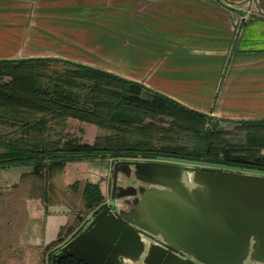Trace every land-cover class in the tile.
<instances>
[{"label": "crops", "instance_id": "1", "mask_svg": "<svg viewBox=\"0 0 264 264\" xmlns=\"http://www.w3.org/2000/svg\"><path fill=\"white\" fill-rule=\"evenodd\" d=\"M244 13L232 42V23ZM32 58L114 74L219 122L264 120V0H0V60ZM115 162L124 164L113 183ZM133 163L142 162H69L42 177L30 166L0 168V264H47V254L87 223L86 183L120 196L113 213L127 216L138 203L148 216L145 201L156 212L164 187L137 180ZM152 236L139 235L136 259L120 249L119 264H145L149 250L161 247L160 235ZM154 254L147 264H160L161 252Z\"/></svg>", "mask_w": 264, "mask_h": 264}, {"label": "trees", "instance_id": "2", "mask_svg": "<svg viewBox=\"0 0 264 264\" xmlns=\"http://www.w3.org/2000/svg\"><path fill=\"white\" fill-rule=\"evenodd\" d=\"M67 119L108 134L92 143L66 134L0 141V168L30 166L32 175L42 177L69 162L141 159L264 175V120L240 122L245 137L234 145L216 129L218 120L114 74L53 58L0 60V123L46 136L50 126L63 129ZM176 136L189 143L171 142ZM102 202L98 185L86 183L82 208L91 212ZM61 241L59 235L54 245ZM54 264L81 263L63 257Z\"/></svg>", "mask_w": 264, "mask_h": 264}, {"label": "water", "instance_id": "3", "mask_svg": "<svg viewBox=\"0 0 264 264\" xmlns=\"http://www.w3.org/2000/svg\"><path fill=\"white\" fill-rule=\"evenodd\" d=\"M178 163L184 162L133 163L137 180L164 187L158 191L160 208L153 212L152 202L145 201L148 216L138 203L124 216L100 206L83 228L47 254V264L63 257L81 264H119L120 249L136 259L142 252L139 235L153 239L156 233L161 247L149 250L145 264L156 250L162 254L156 258L160 264H195L174 253H185L199 264H264V175L216 167L190 169ZM119 164L124 163L113 164V183ZM186 172L191 175L182 181ZM119 197L112 194L111 201Z\"/></svg>", "mask_w": 264, "mask_h": 264}, {"label": "rangeland", "instance_id": "4", "mask_svg": "<svg viewBox=\"0 0 264 264\" xmlns=\"http://www.w3.org/2000/svg\"><path fill=\"white\" fill-rule=\"evenodd\" d=\"M209 124L205 123L203 128L204 129L208 128ZM238 126H239L238 122H219L218 121L216 129L222 133L223 138L226 139L229 143L234 144V145L242 144L244 137H245V134H244L245 132ZM46 133H47L46 136H44V134H36L35 132H32V131L23 134L16 127L11 128L7 126V124L0 123V141L16 140L17 138H21L28 142H40V141H46V140H54L56 138L54 136L58 134H66L70 137L79 139L82 142L92 143L96 138L106 136L108 134V132L104 130L98 129L89 124L79 123L77 121L65 122L63 129L59 127L56 128V127L50 126V128L47 129ZM160 141H157V143H160ZM171 142L182 144V145H187L189 143L187 139L183 137L178 138L177 136L173 137L171 139ZM261 153L264 154V150H262ZM129 160L144 162V160H141V159H129ZM178 164L181 166L188 167L190 169L195 168L193 165H190V164H185V163H178ZM242 174H250V173H242ZM110 178H111V175L108 176V179ZM100 191L103 196V202L100 205H98L93 211H96V210L99 211V209H101L99 208L100 206H108L110 210L114 208H122L123 205L121 204L119 200H112V201L110 200L112 193L110 192L109 187L107 188V185L105 186L104 183H101ZM92 213L93 212H90L89 214H87L89 216L87 222L90 220Z\"/></svg>", "mask_w": 264, "mask_h": 264}, {"label": "built area", "instance_id": "5", "mask_svg": "<svg viewBox=\"0 0 264 264\" xmlns=\"http://www.w3.org/2000/svg\"><path fill=\"white\" fill-rule=\"evenodd\" d=\"M249 17V15L247 13L244 14H240L239 16H237V18L234 20V22L232 23V42H234V40L236 39L237 35L239 34V29H240V24L247 20Z\"/></svg>", "mask_w": 264, "mask_h": 264}]
</instances>
